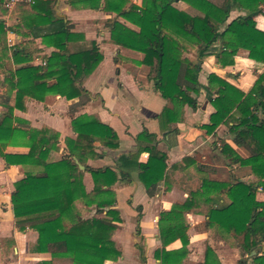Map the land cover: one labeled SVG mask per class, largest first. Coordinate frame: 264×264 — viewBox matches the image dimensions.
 <instances>
[{
	"label": "trees",
	"instance_id": "obj_1",
	"mask_svg": "<svg viewBox=\"0 0 264 264\" xmlns=\"http://www.w3.org/2000/svg\"><path fill=\"white\" fill-rule=\"evenodd\" d=\"M67 1L74 9L80 4L84 9H102L116 15L107 21L111 28L109 42L143 54L138 64L149 69L148 79L166 102L158 116L160 131L165 136L179 132L177 126L186 121V108L198 110L199 74L206 57L214 55L221 67H233L236 56L245 50L251 60L264 64V32L256 28L254 21L257 16H264V0H226L224 6L210 0H181L194 13L179 9L176 0H143L142 6L131 0ZM57 2L37 0L31 5H18L13 11L19 22L15 29H8L0 21V73L5 77L0 158L8 166L40 168L16 182L11 195L18 231L30 229L38 234L33 252L49 253L53 260L69 259L71 264H107L119 260L122 253L113 235L117 230L115 223L122 219L115 209L114 186L137 172L150 197L162 185L167 192L179 181L188 183L183 187L188 193L187 200L161 214L162 248L155 252V259L161 264H183L188 259L187 215L191 213L203 214L206 228H216L221 236L235 241L244 257L239 264H264V254L250 257L254 250L264 246V202L257 199V186L264 181V74L249 93L211 74L208 80L214 93L211 104L215 112L209 124L202 127L214 133L225 125L234 144L249 150V156L243 158L225 141L221 144V154L230 165L248 170L256 177L253 182L202 178L198 184L194 183L188 173L189 167L195 165L194 159L186 157L169 166L168 154L159 149L158 135L147 130L137 137L138 150L121 156L115 168L93 169L87 161L101 157L97 144L106 149L120 147L117 132L97 115L73 117L71 126L76 139L66 138L67 154L59 161L49 162L51 154L61 150V135L48 126L33 128L27 120L16 117L15 110L25 112L29 99L44 102L49 95L69 101L79 99L84 104L88 96L84 85L104 60L96 42H88L83 34L74 33L72 23L57 16ZM234 11L241 14L231 20ZM119 19L136 27L139 37L114 29ZM9 31L33 34L34 38L11 47ZM37 37L57 51L42 56L35 42ZM193 48L197 49V63L187 57ZM36 59L43 63L32 65ZM10 63L17 66L14 71L8 68ZM14 93L15 104L11 106L9 101ZM8 147H26L29 151L9 154ZM143 153H148L146 163L140 162ZM79 165L85 166V170ZM86 172L94 182L90 193L84 185ZM224 197L228 201L222 203ZM78 201L87 207L96 206L103 217L84 219L76 206ZM177 240L182 242V248L168 251L166 247ZM139 251L145 261L144 240ZM53 260L38 264H54ZM202 264L223 263L207 245Z\"/></svg>",
	"mask_w": 264,
	"mask_h": 264
},
{
	"label": "crops",
	"instance_id": "obj_2",
	"mask_svg": "<svg viewBox=\"0 0 264 264\" xmlns=\"http://www.w3.org/2000/svg\"><path fill=\"white\" fill-rule=\"evenodd\" d=\"M57 1V16L70 21L74 33L83 34L88 42H96L104 56V60L84 85L85 90L88 92L84 104H80L79 99L69 101L60 96L49 95L44 102L29 99L26 105L27 111L15 110L14 115L30 122L33 128L41 129L48 126L58 132L61 135V150L59 153L54 152L53 154H61V159L67 154L65 139H76L77 137L71 126L72 118L80 115H97L102 122L108 124L117 132L120 147L118 149H106L97 144V152L101 154V157L91 158L87 161V165L93 169L115 168L121 156L135 153L138 150L137 137L144 130H147L158 135L159 149L168 154L167 163L169 166L179 163L186 157L194 159L193 164L195 165L190 166L188 169L189 175L194 178V183L198 184L200 179L209 178L208 175L212 176L209 178L212 180L227 181L220 178L218 162H229L228 165L231 162L221 154V145L217 144L218 148H215V145L210 147L219 138L226 140L227 137H223L222 133L227 127L222 125L214 133L202 128L204 125L209 124L210 116L215 112L211 104L214 93L209 87L208 78L215 73L243 92L249 93L259 77L264 74V64L251 60L245 50L240 51L236 56V63L233 67H221L214 55L206 57L199 74L201 92L198 97V110L193 111L186 108V121L177 126L179 132L165 136L160 131L158 116L161 114L166 102L155 90L153 81L148 79L149 69L138 64L143 60V54L109 42L111 28L107 21L115 18L116 15L107 13L102 9H84L80 4L79 7L74 9L68 4L67 0ZM210 1L216 3L213 0ZM135 3L142 6V0H136ZM175 5L181 10L194 13L189 5L183 1L176 2ZM4 9L6 8L1 5L0 21H4L8 29H15L19 22L13 17L14 9H6V11ZM240 14L238 11L232 12L231 20ZM254 21L256 28L264 32V16H257ZM115 28L133 37H139L137 34L138 29L121 19L114 25ZM24 32L29 34V31ZM9 38L14 41L13 44L8 42L9 46L12 47L31 40L34 36L33 34L19 35L16 32L9 31ZM35 42L41 50L40 54L42 56H50L57 51L54 47L44 45L40 37H37ZM192 51L196 56L193 60L190 55L189 58L197 63V49ZM42 63L41 59H36L32 65ZM8 68L14 71L17 66L10 63ZM4 78V74L0 73V116L3 111L2 103H5L3 97ZM9 104L14 106L15 93ZM228 136L231 140L225 142L235 149L241 157L247 158L249 150L237 147L232 141V137L229 134ZM18 148L24 150L19 151ZM28 151L29 149L26 147H8L6 149V153L9 154H27ZM214 155H216L215 158ZM147 160L148 153H143L140 162L146 163ZM28 168L39 169L33 166H8L0 158V188L7 191L5 195L0 193V264H16L19 255L20 259L23 258L29 261V264L53 260L49 253L33 252L38 239V234L35 231L28 229L25 232H19L16 227L11 195L14 191V184L23 179L26 173H29ZM199 168H204V170L200 172L198 171ZM228 171L232 178L229 181L240 179L249 183L256 180V177L248 170H242L238 165H233ZM178 183L167 192L164 190V185H162L160 191L155 196L150 197L143 184L138 180L137 172H133L130 178L121 180L114 186L117 194L115 209L120 212L122 222L115 223L117 230L113 235V240L122 256L119 260L110 261L107 264H161L160 261L155 259L156 250L162 248L159 236L161 214L170 211L175 204L184 203L188 198V193L183 189L188 183L184 181ZM84 185L88 193L94 189L92 176L88 172L84 175ZM263 185L264 181L257 186V199L260 202H264ZM227 201L224 197L221 202ZM76 206L84 219L103 217L97 213L96 206L87 207L81 201H78ZM187 217L190 224L188 231L190 254L183 264H202L204 262V252L202 254L201 249L206 248L207 245L214 249L220 259L221 252L215 250L216 244L219 247L230 237L221 236L216 228H206V217L203 214L191 213ZM202 228H205L204 232ZM143 240L146 248L145 261L142 260L139 251V244ZM206 240L208 242L205 246L204 242ZM231 240L234 243L231 248L232 251L239 255V249L236 247L235 241L232 238ZM181 248L182 242L180 240L166 247L168 251ZM195 252L199 253L197 256L201 255L197 260L194 257ZM60 260L61 264H71L69 259L63 258L55 259L53 262L56 264ZM222 263L224 264V262Z\"/></svg>",
	"mask_w": 264,
	"mask_h": 264
},
{
	"label": "rangeland",
	"instance_id": "obj_3",
	"mask_svg": "<svg viewBox=\"0 0 264 264\" xmlns=\"http://www.w3.org/2000/svg\"><path fill=\"white\" fill-rule=\"evenodd\" d=\"M134 4H136L135 3V1L136 0H131ZM213 1H215L216 3H219V4H221L222 6H224V3H225V0H213ZM142 2H143V0H142ZM137 5V4H136ZM239 16V15H238ZM12 36V35H11ZM12 42H14L13 40H12ZM10 44H13V43H10ZM193 49H196V48H193ZM193 49H191L190 50V52L187 54V57L189 58V55L191 56L190 58L193 60L194 59V57L196 56V54L192 51ZM192 51V52H191ZM189 58V59H190ZM190 59V60H191ZM34 63V62H33ZM228 130L226 129L222 134H223V137H227L226 138V140L225 139H222V138H219V140L218 141H216L215 143H213V144H211V146L210 147H212L213 145H215V148H218V145L217 144H219V145H221V141L222 140H224V141H228V140H231V138L228 136ZM17 150H19V151H23L24 149H22V148H18ZM213 151V150H212ZM57 153H59V152H57ZM215 156L216 155H214V158H215ZM61 159V154H51V156L49 157V162H56V161H59ZM216 163V162H215ZM219 164V171H220V178L221 179H223V180H227V181H229V180H231L232 178H231V174H230V172L228 171V169H230V168H232V166L231 165H228V163L229 162H226V163H224L223 161H220V162H218ZM230 167V168H229ZM29 170V172L30 173H36V172H38V171H40V168L39 169H36V168H28ZM208 177L210 178V177H212L211 175H208ZM7 191L4 189V188H0V193H2V195H5V194H7L6 193ZM202 230H203V232L205 231V228H202ZM207 242H208V240H206L205 242H204V244H205V246H206V244H207ZM29 245V247H30V243L28 244ZM234 246V243H233V241L231 240V238H227L226 240H225V243L224 244H222L221 246H217V244H216V248H215V250L216 251H220L221 252V254L219 255L220 256V259L222 260V262H224V264H239V262H240V260H243L244 259V257L243 256H241V254H240V251H239V255L237 254V253H234L233 251H232V247ZM205 248V247H204ZM204 248L203 249H201V253L203 254V252H204ZM27 249V248H26ZM31 249V248H30ZM214 250V249H213ZM197 255H199V253L198 252H195V255H194V257H195V259L197 260V258L199 257L200 258V256H197ZM20 256V255H19ZM19 256H18V261H17V263L16 264H29V261H26L25 259H20L19 258ZM250 263V262H249ZM56 264H61V260L60 261H57L56 262ZM63 264H67V263H63Z\"/></svg>",
	"mask_w": 264,
	"mask_h": 264
},
{
	"label": "built area",
	"instance_id": "obj_4",
	"mask_svg": "<svg viewBox=\"0 0 264 264\" xmlns=\"http://www.w3.org/2000/svg\"><path fill=\"white\" fill-rule=\"evenodd\" d=\"M37 0H0L1 5L7 10H13L16 6L27 4H34ZM9 43H12L11 38L8 39Z\"/></svg>",
	"mask_w": 264,
	"mask_h": 264
},
{
	"label": "water",
	"instance_id": "obj_5",
	"mask_svg": "<svg viewBox=\"0 0 264 264\" xmlns=\"http://www.w3.org/2000/svg\"><path fill=\"white\" fill-rule=\"evenodd\" d=\"M180 1H181V0H176V2H180ZM79 167H80L81 170H83V171L85 170V167H84V166L79 165ZM258 254H264V246L261 247V248H258V249H256V250H254V251L251 253L250 257L257 256Z\"/></svg>",
	"mask_w": 264,
	"mask_h": 264
}]
</instances>
